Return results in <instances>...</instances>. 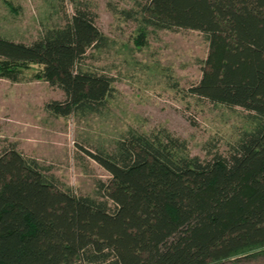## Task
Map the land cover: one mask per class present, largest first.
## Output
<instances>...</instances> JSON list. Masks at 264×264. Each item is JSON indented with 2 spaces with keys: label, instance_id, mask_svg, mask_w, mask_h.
Returning a JSON list of instances; mask_svg holds the SVG:
<instances>
[{
  "label": "trees",
  "instance_id": "1",
  "mask_svg": "<svg viewBox=\"0 0 264 264\" xmlns=\"http://www.w3.org/2000/svg\"><path fill=\"white\" fill-rule=\"evenodd\" d=\"M76 8L30 44L0 36V79L35 77L60 89L55 117L102 111L114 80L85 68L107 38ZM148 28L197 31L208 43L197 99L248 111L252 127L201 159L165 129L129 130L113 151L87 155L109 175L97 196L76 195L15 145L0 153V264H251L264 256V0H146Z\"/></svg>",
  "mask_w": 264,
  "mask_h": 264
},
{
  "label": "rangeland",
  "instance_id": "2",
  "mask_svg": "<svg viewBox=\"0 0 264 264\" xmlns=\"http://www.w3.org/2000/svg\"><path fill=\"white\" fill-rule=\"evenodd\" d=\"M146 0H0V36L30 44L48 29L63 27L76 8L96 15L108 42L88 52L85 68L114 80V95L101 112L55 117L45 105L63 101L58 88L35 77L36 67L14 82L0 79V153L11 145L48 168L76 195L97 196L110 175L88 155L113 151L129 130L150 135L165 129L185 141L191 156L205 159L215 145L226 153L249 130L251 115L192 97L202 76L208 43L197 31L148 28L144 45L136 38ZM251 264H264V256Z\"/></svg>",
  "mask_w": 264,
  "mask_h": 264
}]
</instances>
